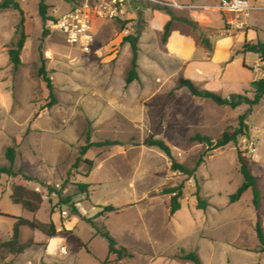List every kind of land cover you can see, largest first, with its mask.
<instances>
[{"label": "rangeland", "instance_id": "374dc122", "mask_svg": "<svg viewBox=\"0 0 264 264\" xmlns=\"http://www.w3.org/2000/svg\"><path fill=\"white\" fill-rule=\"evenodd\" d=\"M5 1L11 0H0V4ZM12 1L22 12L13 6L0 11V167L10 166L6 151L12 147L16 151L14 170L33 180L0 178V246L12 238L17 218L53 222L59 229L73 217L70 207L74 205L86 211L85 218L108 230L119 247L147 250L149 254L140 255L136 264H191L177 261L182 249L196 252L203 264H264V253L246 249L259 244L250 226L252 191H246L235 204L230 200L243 184L237 147L231 143L208 150L207 145L192 140L201 134L216 142L223 133L233 132L248 106L221 107L178 88L184 75L175 74L179 64L172 60L163 40L169 22L162 16L169 15L171 29L177 28L179 21L172 16L182 15L181 11L131 1L124 20L97 22L93 50L87 54L69 46L59 34L43 38L42 0ZM45 2L49 16L69 11L68 0ZM203 2L218 4L217 0ZM249 2L259 8L252 19L263 30L260 37L264 41V2ZM22 18L27 35L21 54L24 62L14 71L8 51L18 40ZM181 21L184 32L204 36V31H195ZM138 32V79L127 84L132 51L124 39ZM217 32L231 35L227 25ZM43 64L58 98L52 107L48 106L49 90L39 74ZM160 107L163 123L157 138L171 148L175 160L193 170L202 155H208L194 178L173 172L171 160L160 149L144 144L150 135V115ZM249 129L260 137H241L238 146L263 179L264 195V100L253 108ZM88 135L93 143L111 140L121 146L92 147L73 169ZM250 141L255 143V153L249 150ZM85 161H92V168ZM82 184L89 185V193L81 192ZM197 185L202 199L212 205L205 213L196 207ZM171 188L182 193V209L173 218L169 214L172 196L165 194ZM68 197L71 202L64 204ZM14 198L21 203L16 204ZM26 202L29 205H24ZM93 205L115 206L117 211L106 212L101 219L93 217ZM20 229V240L27 250L9 255L0 248V264H65L64 255L52 261L47 258L45 248L50 238L28 226ZM96 233L82 222L77 231L60 237L69 239L66 246L71 256H78L77 264H98L88 255V248L104 259L102 264L135 263L134 250L126 249L125 256L118 259L109 254L108 241Z\"/></svg>", "mask_w": 264, "mask_h": 264}, {"label": "trees", "instance_id": "16d2710c", "mask_svg": "<svg viewBox=\"0 0 264 264\" xmlns=\"http://www.w3.org/2000/svg\"><path fill=\"white\" fill-rule=\"evenodd\" d=\"M11 6L14 7V9L21 11L19 4L14 3L11 1H5L2 4H0V11L3 9H8ZM22 12V11H21ZM40 17L44 23V27L46 25V22L52 18L48 15V6L46 5L45 0H42L40 4V10H39ZM173 19H176V17L173 15ZM189 26H191L195 31H201V28L198 26V24L184 20ZM24 18H22L17 34H18V40L16 43L12 45V48L9 49L8 55H9V61L12 64L13 70L17 71L20 66L22 65V59L21 54L25 48L27 35L24 30ZM171 31V23L167 24L165 28V33L163 36L164 42H167V39L169 37ZM49 35V32L45 29L43 33V38H46ZM141 32L136 33L135 35L128 36L124 39V42L130 45L131 51H132V61H131V69L129 71V75L127 78V84H131L133 81L138 79V56H139V40H140ZM200 39L202 43L207 47L210 48L208 40L200 36ZM243 53H254L258 54L263 60H264V43L257 42V43H247L244 46ZM40 76L43 77L47 88L50 93V103L49 107H52L58 103V98L54 91V85L52 82V79L48 76L46 72L45 65L43 64L40 69ZM252 89L254 90V96L253 98H249L244 95H231L229 98H223L215 93H212L207 90H200L191 80L180 78L178 81V88H187L192 96L197 98H202L206 100H210L213 103H215L218 106L221 107H229L231 109H237L238 107L242 105H247L248 110L239 117L238 121V127L234 129L233 132H225L223 133L222 137L217 140L216 142L213 141L209 136L196 134L192 137V140L194 142H198L199 144H205L208 147V150H216L220 148H224L227 145L233 143L237 147V155H238V161L240 165V174L243 178V184L240 186L238 191L231 196V203H236L240 201L243 194L251 190L253 194V206L256 211V223L254 226V231L256 234V238L259 242V250L261 252H264V211H261L260 207L262 204V193H261V186H260V177H258L254 171L253 167L251 166V161L248 158V156L239 148V139L241 137H245L247 139H250V129H249V122L250 118L253 114V108L255 106H258L261 104V102L264 100V79L257 80L251 84ZM164 103H161L160 106L162 107ZM159 108L156 114L152 113L150 115L152 125L150 130V135L145 140L144 144L148 147H156L160 149L170 160H171V169L173 172H179L182 174H185L189 177H195V173L199 169V167L204 163V158H206L208 155L207 153L202 155L200 160L196 163V166L193 170H189L185 166L179 164L172 153L171 148L166 144L165 141L157 138V133L162 128V117H163V110L162 108ZM110 146H121V143L118 141H111V140H105L97 143H93L90 140V136H87V143L85 146H83L80 150V157L77 159L76 163L73 166V169H77L79 163L82 161L81 157L85 156L88 151L92 147H110ZM6 158L10 163V166H1L0 167V178L3 176H8L11 178H16L18 176H23L26 180L32 181L33 179L27 175H24L22 171L16 172L14 170V164L16 160V151L14 148L9 147L6 151ZM89 164V166L92 168L93 162L92 161H85ZM196 190V197H197V208L199 210H205L208 206V202L203 200L200 195V187L197 185ZM80 190L82 193H89V185L88 184H82L80 185ZM54 193H56L58 196H61V192L53 190ZM166 195H171V203H170V215L173 216L178 211L181 210L182 205L180 203V199L182 197L181 190L178 188H171L167 189L165 191ZM64 204H69L71 202V198L68 197L63 200ZM14 202L16 204H20V201H17L14 198ZM29 203L26 202L24 205ZM71 216L73 217H80L83 221L87 222L91 225V227L97 232L98 235L102 236L108 241L109 244V254L116 255L118 259H122L126 254V249L123 247L118 246L117 240L111 235V233L106 229H100L97 225V223L93 219H88L82 216L79 209L72 205L71 207ZM101 212L98 214L99 217H103L104 213H112L116 212L117 209L114 206H107V207H100ZM17 223L13 229L12 238L4 243L1 244L0 248H2L4 251H6L9 255H21L25 253L27 250V246L23 245L21 243V227L22 226H28L31 229L38 230L42 232L45 236L48 238H55L58 235V229L56 228L55 224L53 222L49 224L40 223L37 221H30L22 218H17ZM181 260L184 261H190L194 264H203L199 255L196 252H186L185 250L181 251V255L179 256ZM6 264H12V263H6Z\"/></svg>", "mask_w": 264, "mask_h": 264}, {"label": "crops", "instance_id": "0c3cea01", "mask_svg": "<svg viewBox=\"0 0 264 264\" xmlns=\"http://www.w3.org/2000/svg\"><path fill=\"white\" fill-rule=\"evenodd\" d=\"M218 4L220 0H217ZM256 4L264 2V0H255ZM184 3V2H183ZM185 3H195L201 4L207 7H210L204 13L194 12V11H181L182 15H174L176 17L175 21H179L176 25L179 27L172 28L169 34V37L166 42V47L168 53L173 61L179 64V68L175 71V74L182 73L184 79L191 80L200 90H207L212 93H215L223 98H229L231 95H244L249 98H253L254 90L251 87V84L257 81L256 74L253 72L252 67L257 60L261 57L258 54L254 53H243L245 44L247 43H257L264 41L261 40L260 35L263 33V30L256 25L254 19L249 20L248 27L243 31L231 32L230 36H224L215 34L216 31H220L224 25H227L228 19L231 18V15L223 14L218 12L215 7L218 5H209L203 2V0H187ZM185 15V16H183ZM147 23L151 25V20L149 19L150 15L146 13ZM163 19H167L170 23L171 18L169 15L164 14ZM188 20L198 24L201 28V31H204V36L208 40L210 48H207L201 41L200 36L197 37L195 34L191 33L189 30L186 32L180 28L182 21ZM184 24V23H183ZM172 26V25H171ZM188 29V28H187ZM213 31V35H211ZM141 40V36H140ZM139 40V42H140ZM253 57V58H252ZM22 62H24V57L22 55ZM187 88H181L183 92ZM241 107V106H240ZM250 134L259 138V134H256L252 129H250ZM254 173L256 174L254 168ZM257 175V174H256ZM258 176V175H257ZM259 177V176H258ZM263 179L260 177V186L262 193V204H264V195H263ZM208 202V201H207ZM239 202V201H238ZM237 203V202H236ZM235 204V203H233ZM100 207L93 205L92 209L96 208L94 211L96 214L93 217L98 218V214L101 212ZM115 207V206H114ZM197 207V206H196ZM212 207L209 204L206 209ZM182 209V208H181ZM198 209V208H197ZM205 210H201L205 213ZM261 209V207H260ZM199 210V209H198ZM82 216L83 212L79 209ZM221 210H219L220 212ZM179 212V211H178ZM177 212V213H178ZM176 214L170 217H175ZM170 214V209H169ZM252 221L250 226L254 231V226L256 223V211H251ZM96 218V219H97ZM105 219L103 217H99ZM85 222L80 217H71L70 221L64 223V227L58 229V235L56 238H50L46 248V256L52 261L53 258L57 256H66L65 264H77V255L71 256L68 249L67 243L69 239L60 237L61 234H72L78 230L80 223ZM87 223V222H86ZM88 224V223H87ZM255 233V231H254ZM97 234V233H96ZM98 235V234H97ZM256 236V234H255ZM259 243V242H258ZM123 247V246H122ZM129 251H133L132 258L135 259L137 263L140 255L147 256L149 253L147 250L138 251L136 246L123 247ZM248 251H254L257 253H264L259 250V244L253 246L252 248H246ZM255 249H258L255 251ZM184 250V249H182ZM181 250V251H182ZM88 255L98 264H102L101 261L104 259H99L95 256L91 248L87 249ZM61 254V255H60ZM162 255V254H157ZM174 255H171V259ZM106 259V258H105ZM180 259V258H179ZM182 263H191L190 261L177 260Z\"/></svg>", "mask_w": 264, "mask_h": 264}, {"label": "built area", "instance_id": "2783aa9c", "mask_svg": "<svg viewBox=\"0 0 264 264\" xmlns=\"http://www.w3.org/2000/svg\"><path fill=\"white\" fill-rule=\"evenodd\" d=\"M131 1L148 3L165 11L209 10L210 7L195 3H180L179 0H68L69 11L58 16L52 15L45 25L50 35L59 34L72 48L89 54L95 43V25L99 21L124 20ZM215 9L231 15L227 26L231 32L243 31L248 27L252 13L259 8L249 0H220ZM49 56V52L46 53ZM258 80L264 79V60L260 58L252 67ZM249 150L255 153V143L250 141ZM63 216H68L63 213Z\"/></svg>", "mask_w": 264, "mask_h": 264}]
</instances>
